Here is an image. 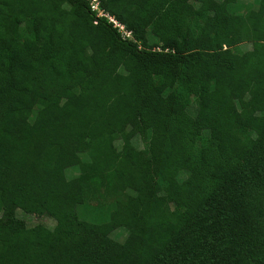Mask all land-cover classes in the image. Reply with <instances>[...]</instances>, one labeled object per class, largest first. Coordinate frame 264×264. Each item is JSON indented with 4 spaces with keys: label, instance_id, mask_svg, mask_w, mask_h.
<instances>
[{
    "label": "trees",
    "instance_id": "1",
    "mask_svg": "<svg viewBox=\"0 0 264 264\" xmlns=\"http://www.w3.org/2000/svg\"><path fill=\"white\" fill-rule=\"evenodd\" d=\"M238 1L99 0L127 39L86 0H0V264H264V0Z\"/></svg>",
    "mask_w": 264,
    "mask_h": 264
},
{
    "label": "rangeland",
    "instance_id": "2",
    "mask_svg": "<svg viewBox=\"0 0 264 264\" xmlns=\"http://www.w3.org/2000/svg\"><path fill=\"white\" fill-rule=\"evenodd\" d=\"M259 3L258 0H239L234 6V13L236 15L246 16L252 12L258 11ZM148 39L151 43H155V40L150 34H148ZM252 44L250 42H241L232 48L233 51L239 53H247L251 51ZM134 132V137L132 139V144L137 150H142L144 148L143 137L145 136L146 130L141 126H136L132 128ZM115 145L117 148H120V141H116ZM66 176L68 179H73L78 176V170L76 166H71L65 170ZM16 216L24 221L27 228H33L35 226L41 225L47 229H53L55 226V221L48 216H36L26 214L23 211L17 209ZM78 216L84 220H90L92 217V211L89 206L84 205L78 209ZM128 232L124 229H119L110 234V237L117 242H124L127 238Z\"/></svg>",
    "mask_w": 264,
    "mask_h": 264
},
{
    "label": "built area",
    "instance_id": "3",
    "mask_svg": "<svg viewBox=\"0 0 264 264\" xmlns=\"http://www.w3.org/2000/svg\"><path fill=\"white\" fill-rule=\"evenodd\" d=\"M89 2V6L92 12L96 13L97 17L105 18L109 23L113 25V28L117 30L124 38L131 39V33L125 30V27L119 24L113 17L103 13L99 8V0H86Z\"/></svg>",
    "mask_w": 264,
    "mask_h": 264
}]
</instances>
